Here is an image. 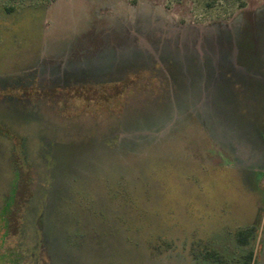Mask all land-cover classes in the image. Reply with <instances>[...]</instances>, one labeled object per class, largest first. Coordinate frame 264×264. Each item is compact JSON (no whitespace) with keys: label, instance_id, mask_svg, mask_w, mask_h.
Instances as JSON below:
<instances>
[{"label":"rangeland","instance_id":"1","mask_svg":"<svg viewBox=\"0 0 264 264\" xmlns=\"http://www.w3.org/2000/svg\"><path fill=\"white\" fill-rule=\"evenodd\" d=\"M64 72L61 117L9 98ZM207 249L264 264V0H0V264Z\"/></svg>","mask_w":264,"mask_h":264},{"label":"flooded vegetation","instance_id":"2","mask_svg":"<svg viewBox=\"0 0 264 264\" xmlns=\"http://www.w3.org/2000/svg\"><path fill=\"white\" fill-rule=\"evenodd\" d=\"M61 72V71H60ZM51 74V73H49ZM40 75V81H38V89H41V91H45L47 93H49L48 95V99L42 98L41 96L38 98V100H33V99H29L28 98H23V100H20L17 96H12L10 95L9 98L12 99L13 102H15V104L17 105V107L19 106H23L25 109L29 108L30 105H38L39 108L38 109H34L35 112H38L39 114H41L44 109H48L47 112H50L49 110H51V113L55 112L57 115H59L60 117L62 116L61 114V103L65 100L62 99V96L66 97H71L73 95V91L76 90V88L83 84L84 81H88V79L86 78H79L75 75H73L72 73H66L64 72L61 75H58L53 73L50 75V77H48L47 80L43 79V74H39ZM63 75V77H62ZM29 76L30 75H26V78H19V79H9V82L7 81V83L5 82L4 87H6L7 89L9 88H16L18 91L19 89H23L25 87H32L35 83L30 82L29 80ZM11 78V77H9ZM8 80V79H7ZM13 80V82H12ZM15 81V82H14ZM34 81V80H33ZM81 83V84H79ZM15 85V86H14ZM82 87V86H81ZM24 90V89H23ZM43 97H46V95H44ZM43 104H46L45 106H43ZM42 106V107H41Z\"/></svg>","mask_w":264,"mask_h":264},{"label":"trees","instance_id":"3","mask_svg":"<svg viewBox=\"0 0 264 264\" xmlns=\"http://www.w3.org/2000/svg\"><path fill=\"white\" fill-rule=\"evenodd\" d=\"M239 6L240 7H245L246 5V0H238ZM256 232V228L254 226L252 227H247V228H242L239 229L236 233L237 236V243L240 246H247L250 244V241L252 237H254ZM203 255L207 259H213L215 261H219L221 264H228L223 260L222 255L217 251V250H205L203 251ZM254 250L249 249L247 253H245L244 258H243V264H253L254 261Z\"/></svg>","mask_w":264,"mask_h":264},{"label":"water","instance_id":"4","mask_svg":"<svg viewBox=\"0 0 264 264\" xmlns=\"http://www.w3.org/2000/svg\"><path fill=\"white\" fill-rule=\"evenodd\" d=\"M198 28V27H197ZM199 28H201V27H199ZM148 43V42H147Z\"/></svg>","mask_w":264,"mask_h":264}]
</instances>
